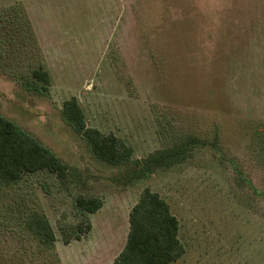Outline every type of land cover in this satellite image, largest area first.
Listing matches in <instances>:
<instances>
[{
    "label": "rangeland",
    "instance_id": "374dc122",
    "mask_svg": "<svg viewBox=\"0 0 264 264\" xmlns=\"http://www.w3.org/2000/svg\"><path fill=\"white\" fill-rule=\"evenodd\" d=\"M71 97L131 161L95 156L62 115ZM0 115L67 167L0 182V264H112L145 189L178 220L172 264H264V0H0ZM185 143L183 161L130 178Z\"/></svg>",
    "mask_w": 264,
    "mask_h": 264
},
{
    "label": "trees",
    "instance_id": "16d2710c",
    "mask_svg": "<svg viewBox=\"0 0 264 264\" xmlns=\"http://www.w3.org/2000/svg\"><path fill=\"white\" fill-rule=\"evenodd\" d=\"M32 76L44 84L40 88L34 82L31 87L35 91L45 90L49 82L48 74L42 70H34ZM61 112L84 137L98 159L111 165L131 161V147L112 133L105 134L86 125L83 111L75 97L63 102ZM188 151L186 143L156 151L142 161L133 162L139 169L135 168L130 178L139 181L144 173L142 170L147 173L154 168H167L175 162H181ZM39 170L54 172L60 178L67 176L66 165L51 150L0 115V182L9 184L25 172ZM75 204L82 211L94 213L102 207L103 202L99 197L80 196L76 197ZM128 222L125 244L112 264H172L183 253L178 238V220L158 193L145 189L131 208ZM28 223L40 241L47 245L53 242L52 230L42 215H31ZM89 227L88 225L86 229Z\"/></svg>",
    "mask_w": 264,
    "mask_h": 264
}]
</instances>
